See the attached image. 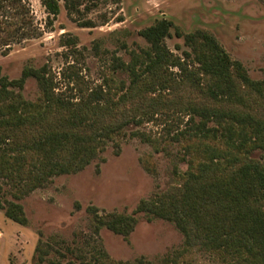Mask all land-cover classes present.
<instances>
[{
    "label": "rangeland",
    "instance_id": "rangeland-1",
    "mask_svg": "<svg viewBox=\"0 0 264 264\" xmlns=\"http://www.w3.org/2000/svg\"><path fill=\"white\" fill-rule=\"evenodd\" d=\"M25 1L37 34L32 39L15 38L9 50L0 48L1 71L10 80L19 79L26 66L46 65L61 89L78 75L84 90L105 84L117 101L131 83L130 73L116 67L117 59L130 64L134 56L149 49L139 32L162 19L171 21L183 35L176 37L172 31V37L165 40L176 56L183 57L190 50L184 36L203 31L241 63L252 80H264V0H75L71 10L61 1L60 14L52 25L40 0ZM87 21L94 26L83 27ZM69 37L77 39V47L64 44ZM96 42L98 51L93 50ZM142 63L140 59L139 72L145 67ZM151 82L120 103L104 122L136 117L143 104L148 106L149 97L155 96L147 88ZM22 95L28 101L41 102L35 80L27 81ZM241 96L245 105L264 115V97L245 90ZM162 97L161 106L143 107L151 113L140 126L132 124L115 136L76 174L52 177L31 192L0 176V204L22 206L27 220L18 224L0 210V264H37L40 259L42 264H163L168 255L182 248L183 235L167 221H148L138 214L135 230L124 238L104 227L97 231L89 211L133 215L142 200L180 185L178 176L187 169L182 159L191 156L193 142L188 137L172 139L185 128L187 109L214 105L189 87ZM135 108L139 111L134 112ZM133 133L144 134L153 144ZM252 156L264 161L263 151ZM207 259L194 254L178 263L213 264Z\"/></svg>",
    "mask_w": 264,
    "mask_h": 264
},
{
    "label": "trees",
    "instance_id": "trees-1",
    "mask_svg": "<svg viewBox=\"0 0 264 264\" xmlns=\"http://www.w3.org/2000/svg\"><path fill=\"white\" fill-rule=\"evenodd\" d=\"M40 1L49 25L60 14L61 1L67 9L75 8V0ZM82 24L94 26L89 21ZM172 31L176 37L183 36L171 21H157L139 32L149 49L134 56L130 64L117 59L116 67L131 77L129 88L117 101L105 84L84 90L78 75L71 77L74 83L69 81V86L61 89L46 65L26 66L16 80L4 76L0 67V176L31 192L52 177L76 174L115 136L132 124L140 126L151 113L143 107L161 106L164 93L171 95L189 87L214 106L187 109L185 128L172 139L188 137L193 142L191 156L182 159L187 169L178 176L180 185L142 200L133 215H102L89 209L96 229L104 227L127 238L138 223L136 215L144 214L148 221L161 219L173 224L183 235L182 248L168 255L163 264H179V259L194 254L213 264H264V161L252 156L264 152V115L245 105L241 96L245 90L264 97V80H252L242 64L203 31L184 36L190 50L183 52V57L176 56L165 43ZM36 34L25 0H0V48L9 50L15 38L32 39ZM64 44L77 47L78 41L69 37ZM99 48L96 42L93 50ZM140 59L145 67L139 72ZM31 79L38 84L41 102L28 101L22 95ZM147 81H152L147 88L155 95L149 97L148 106L143 104L142 111L135 108L134 112H140L136 117L106 124L103 119L136 96ZM132 136L153 144L144 134ZM145 166L149 171L148 164ZM0 210L18 224L27 222L18 204L9 203L6 208L0 204Z\"/></svg>",
    "mask_w": 264,
    "mask_h": 264
}]
</instances>
